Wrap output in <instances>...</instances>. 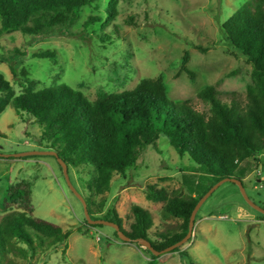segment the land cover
<instances>
[{
  "label": "rangeland",
  "instance_id": "rangeland-1",
  "mask_svg": "<svg viewBox=\"0 0 264 264\" xmlns=\"http://www.w3.org/2000/svg\"><path fill=\"white\" fill-rule=\"evenodd\" d=\"M248 1L118 0L117 18L102 31L99 24L85 27L89 17L102 16L108 5V0H96L82 9L77 21L44 37L0 32V56L17 63L19 76L23 69L29 72V77L40 83L39 88L65 83L90 100L96 99L100 89L120 93L134 89L142 79L163 76L171 101L191 100L196 110L208 113L209 106L198 98L206 87H214L226 102L232 93L246 100L252 67L245 57L234 54L222 25ZM114 27L119 31L116 42L103 43L102 35H111ZM209 41L214 47L206 54L193 47ZM41 50H56L58 58H35L34 53ZM186 50L191 55L188 68L196 74L194 82L181 72ZM0 73L16 94L22 92L9 63L0 61ZM42 133V126L28 113L18 114L9 106L0 114V154L10 156L0 158V218L17 210L4 204L9 185L26 180L33 185L34 215L71 234L67 249L64 245L47 252L38 249L35 256L26 258L12 254L15 264H190L189 258L179 253L165 254L154 262L149 250L123 242L115 229L91 228L83 204L68 188L56 157L14 158L20 153L47 151L49 142L42 141ZM260 159L262 165L245 183L251 200L264 209V155ZM196 168L188 156L181 158L169 139L162 137L156 148L150 146L139 156L125 176H114L104 197L91 193L92 167L70 168L69 175L78 192L95 203V212L103 201L102 214L96 213L97 218L116 211L123 227L130 230L134 219L131 207L138 205L149 211L154 218L149 236L158 241L157 233H177L182 220L165 218L166 203L148 201L146 187L155 186L169 197L185 196L188 191L183 186V172ZM195 223L193 237L182 247L193 262L264 264V215L244 200L236 184L223 183L198 211Z\"/></svg>",
  "mask_w": 264,
  "mask_h": 264
},
{
  "label": "trees",
  "instance_id": "trees-1",
  "mask_svg": "<svg viewBox=\"0 0 264 264\" xmlns=\"http://www.w3.org/2000/svg\"><path fill=\"white\" fill-rule=\"evenodd\" d=\"M95 2L0 0V32L17 31L34 38L44 37L77 21L82 9ZM118 3V0H108L102 16L89 17L85 27L99 24L105 31L118 16ZM114 29L111 35H102L103 43L116 42L119 31L117 27ZM222 30L236 51L234 54L245 57L252 67V83L247 87L245 102L236 93L229 94L226 102L210 86L198 93V98L209 106L208 113L200 112L191 100L171 101L163 76L142 79L134 89L120 93L100 89L96 99L90 100L82 91L65 83L39 88L40 83L30 78L29 72L23 69L19 76L17 63L0 56L1 62L10 64L12 74L23 89L16 94L11 82L0 73V114L12 106L18 114L31 115L43 128L42 141L49 142L45 149L55 151L69 172L70 168L92 167L90 189L96 197H104L116 174L125 176L148 147L156 148L160 138L167 137L181 158L188 156L198 166L183 172V186L188 191L185 196L169 197L155 186L146 187L148 201L166 203L165 218L182 220L177 233H157L159 240L153 241L149 233L154 218L149 211L133 205L134 219L130 230H126L116 211L97 218L96 213L102 214L103 201L95 212L92 208L95 203L85 198L92 219L115 222L132 240L146 239L156 251H163L186 237L195 207L215 184L233 178L242 181L247 189L246 179L263 163L260 158L264 155V0L246 2L222 25ZM193 47L206 54L214 43L193 44ZM34 57L55 60L58 53L41 50ZM190 60V52L186 50L181 72L194 82L196 74L188 68ZM32 187L26 180L8 187L4 204L17 210L0 218V264H15L10 258L12 254L26 258L35 256L38 249L47 252L60 245L67 249L71 231L34 215ZM100 227L103 226H91ZM171 253H179L189 258L190 264H197L182 247ZM151 255L154 262L163 256Z\"/></svg>",
  "mask_w": 264,
  "mask_h": 264
},
{
  "label": "water",
  "instance_id": "water-1",
  "mask_svg": "<svg viewBox=\"0 0 264 264\" xmlns=\"http://www.w3.org/2000/svg\"><path fill=\"white\" fill-rule=\"evenodd\" d=\"M32 156H54L58 159V162L60 163L62 170H63V174H64V178L66 180L67 186L70 189V191L82 202L83 207H84V212H85V218L86 221L89 225L94 226V225H100V226H107V227H111L113 229H115V231L117 232V236L120 240H122L123 242L126 243H135L140 245L141 247H145L147 250L150 251L151 254L155 255L156 257H159L161 255L164 254H168L173 252L174 250L183 247L184 245H186L191 238L193 237L194 234V229H195V221H196V215L198 213V211L201 209V207L204 205V203L208 200V198L225 182H232L234 184H236L244 198V200L255 210L259 211L260 213H262L264 215V209L260 206H258L256 203H254L251 198L249 197L246 188L244 187V184L242 181L238 180V179H223L222 181L218 182L217 184H215L208 192L206 195H204V197L199 201V203L197 204V206L195 207L191 218H190V222H189V231L186 235V237H184L181 241H179L178 243H176L175 245H172L168 248H166L163 251H156L151 242L146 240V239H136V240H132L130 237H128L127 235L124 234V232L121 230L120 226L118 224H116L115 222H111V221H107V220H103V219H98V220H94L92 219L89 210H88V205L87 202L85 200V198L78 192V190L76 189V187L73 185L71 179H70V175H69V171H68V166L67 164L59 158L58 154L55 151H31V152H25V153H20V154H16L14 155V158H26V157H32ZM9 155H2L0 154V158H9Z\"/></svg>",
  "mask_w": 264,
  "mask_h": 264
}]
</instances>
